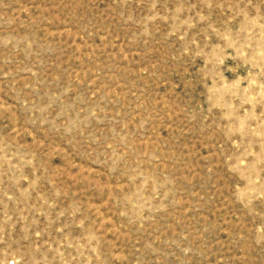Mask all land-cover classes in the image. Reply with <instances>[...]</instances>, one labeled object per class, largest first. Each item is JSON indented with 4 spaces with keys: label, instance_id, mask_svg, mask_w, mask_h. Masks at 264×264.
I'll list each match as a JSON object with an SVG mask.
<instances>
[{
    "label": "rangeland",
    "instance_id": "obj_1",
    "mask_svg": "<svg viewBox=\"0 0 264 264\" xmlns=\"http://www.w3.org/2000/svg\"><path fill=\"white\" fill-rule=\"evenodd\" d=\"M0 264H264V0H0Z\"/></svg>",
    "mask_w": 264,
    "mask_h": 264
}]
</instances>
